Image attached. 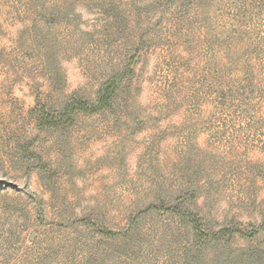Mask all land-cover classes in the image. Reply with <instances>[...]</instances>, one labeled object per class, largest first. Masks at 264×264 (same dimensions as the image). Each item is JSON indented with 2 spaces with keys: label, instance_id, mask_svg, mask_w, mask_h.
<instances>
[{
  "label": "rangeland",
  "instance_id": "374dc122",
  "mask_svg": "<svg viewBox=\"0 0 264 264\" xmlns=\"http://www.w3.org/2000/svg\"><path fill=\"white\" fill-rule=\"evenodd\" d=\"M0 264H264V0H0Z\"/></svg>",
  "mask_w": 264,
  "mask_h": 264
},
{
  "label": "trees",
  "instance_id": "16d2710c",
  "mask_svg": "<svg viewBox=\"0 0 264 264\" xmlns=\"http://www.w3.org/2000/svg\"><path fill=\"white\" fill-rule=\"evenodd\" d=\"M120 82L121 78L118 75H115L99 92L98 98L95 102H91L82 98L72 100L65 106L63 118L66 121H70L73 114L78 111L89 113L99 112L104 108L111 106L117 94ZM50 125H54L53 120H51ZM232 232L233 231L231 229H227L223 231V235L231 234ZM256 232L257 231H252V234H255Z\"/></svg>",
  "mask_w": 264,
  "mask_h": 264
}]
</instances>
